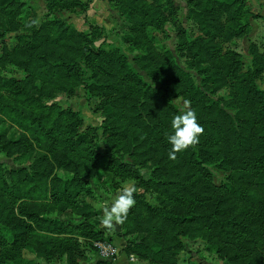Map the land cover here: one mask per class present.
Instances as JSON below:
<instances>
[{"label":"rangeland","instance_id":"obj_1","mask_svg":"<svg viewBox=\"0 0 264 264\" xmlns=\"http://www.w3.org/2000/svg\"><path fill=\"white\" fill-rule=\"evenodd\" d=\"M0 264H264V0H0Z\"/></svg>","mask_w":264,"mask_h":264},{"label":"clouds","instance_id":"obj_2","mask_svg":"<svg viewBox=\"0 0 264 264\" xmlns=\"http://www.w3.org/2000/svg\"><path fill=\"white\" fill-rule=\"evenodd\" d=\"M187 104V102H185ZM171 132L167 135V141L171 145L169 158L175 159L176 154L186 150L191 145L198 143L199 136L203 133V127L197 122V117L192 110H181L172 116L170 121ZM132 187L123 186L112 197L110 206L103 209L104 216L101 223L106 228L114 225H122L127 219L130 208L135 204Z\"/></svg>","mask_w":264,"mask_h":264},{"label":"trees","instance_id":"obj_3","mask_svg":"<svg viewBox=\"0 0 264 264\" xmlns=\"http://www.w3.org/2000/svg\"><path fill=\"white\" fill-rule=\"evenodd\" d=\"M70 65V66H69ZM67 67H72V64H67ZM76 139H75V137L74 138H66V139H64V140H62V142H64V143H66L69 147H74V146H76ZM210 216H213L212 214H209ZM207 216V215H206ZM164 217L165 218H167L168 220H170V221H172V222H174V223H176V224H178V223H180V220H183V221H187V220H192V219H195V217L196 218H198V217H205L203 214H200V215H194V216H191L190 218H186V217H177V216H174V215H171V214H169V213H166L165 215H164ZM181 218V219H180Z\"/></svg>","mask_w":264,"mask_h":264}]
</instances>
